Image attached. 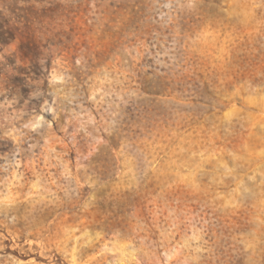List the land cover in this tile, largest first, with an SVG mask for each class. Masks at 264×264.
<instances>
[{
  "label": "rangeland",
  "instance_id": "1",
  "mask_svg": "<svg viewBox=\"0 0 264 264\" xmlns=\"http://www.w3.org/2000/svg\"><path fill=\"white\" fill-rule=\"evenodd\" d=\"M0 264H264V0H0Z\"/></svg>",
  "mask_w": 264,
  "mask_h": 264
}]
</instances>
